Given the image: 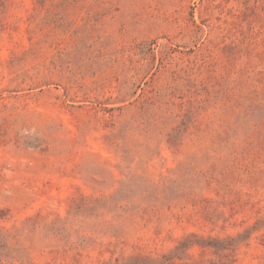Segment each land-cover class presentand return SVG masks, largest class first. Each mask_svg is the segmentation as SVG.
Instances as JSON below:
<instances>
[{"label":"rangeland","instance_id":"374dc122","mask_svg":"<svg viewBox=\"0 0 264 264\" xmlns=\"http://www.w3.org/2000/svg\"><path fill=\"white\" fill-rule=\"evenodd\" d=\"M0 264H264V0H0Z\"/></svg>","mask_w":264,"mask_h":264}]
</instances>
